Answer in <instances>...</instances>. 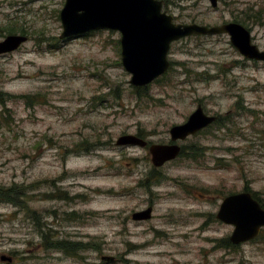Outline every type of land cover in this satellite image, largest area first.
Wrapping results in <instances>:
<instances>
[{
	"label": "rangeland",
	"instance_id": "rangeland-1",
	"mask_svg": "<svg viewBox=\"0 0 264 264\" xmlns=\"http://www.w3.org/2000/svg\"><path fill=\"white\" fill-rule=\"evenodd\" d=\"M162 1L178 23L243 24L264 9ZM64 4L0 0V41L28 36L0 54V256L13 257L0 264H264V227L230 244L234 225L217 218L233 193L251 191L264 207V61L228 34L191 35L172 43L166 74L138 87L120 31L60 38ZM251 31L264 49V18ZM199 104L220 121L155 166L149 146L172 143L171 127ZM125 134L149 145H117ZM149 206L151 218H132Z\"/></svg>",
	"mask_w": 264,
	"mask_h": 264
},
{
	"label": "water",
	"instance_id": "water-1",
	"mask_svg": "<svg viewBox=\"0 0 264 264\" xmlns=\"http://www.w3.org/2000/svg\"><path fill=\"white\" fill-rule=\"evenodd\" d=\"M216 7L218 0H209ZM65 39L76 34L100 29H114L121 33L122 63L131 72V84L145 87L166 74L171 62L168 53L171 44L191 35L228 34L238 51L250 60L264 61V49L254 42L252 31L237 21L218 25L178 23L174 15L163 9L162 0H66L60 12ZM28 40L24 34H9L0 41V54L19 48ZM216 115L207 114L199 106L182 124L170 129L173 141L184 139L216 120ZM117 145L146 147L148 141L136 134L118 138ZM177 143L151 144L149 151L155 166H163L175 159L180 152ZM153 207L134 212L135 220L152 217ZM217 218L234 225L230 240L234 244L255 239L264 227V207L251 191L227 195L223 198ZM1 260L12 261L13 257L1 255ZM114 260L113 256H105Z\"/></svg>",
	"mask_w": 264,
	"mask_h": 264
},
{
	"label": "trees",
	"instance_id": "trees-1",
	"mask_svg": "<svg viewBox=\"0 0 264 264\" xmlns=\"http://www.w3.org/2000/svg\"><path fill=\"white\" fill-rule=\"evenodd\" d=\"M249 17H251V16H249ZM263 18H264V9H259L258 10V12H256L253 16H252V20H251V22L249 21V20H242V22H243V24H246L250 29H252V27L254 26V25H257V24H259L260 22L262 23V20H263ZM250 19V18H249ZM8 30H10V33L11 32H14V33H16V32H19V30H18V28L16 29V27H11V28H8ZM22 33H24V32H22ZM23 97H31V96H23ZM30 105L32 104V102L31 101H27ZM228 241V240H227ZM61 242H64V241H61ZM65 243V242H64ZM228 243H232L230 240L228 241Z\"/></svg>",
	"mask_w": 264,
	"mask_h": 264
},
{
	"label": "flooded vegetation",
	"instance_id": "flooded-vegetation-1",
	"mask_svg": "<svg viewBox=\"0 0 264 264\" xmlns=\"http://www.w3.org/2000/svg\"><path fill=\"white\" fill-rule=\"evenodd\" d=\"M199 106H201L202 108H203V106L201 105V104H199L198 105V107ZM197 107V108H198ZM196 108V109H197ZM203 110L207 113V114H210V115H216V114H211V113H208L204 108H203ZM216 120L213 122V123H211V124H209L208 126H206V127H203V128H201V129H199L198 131H196L195 133H193L194 135L195 134H199L200 132H203V131H205V130H207V129H209V128H211L214 124H216V123H218L219 121H220V117L218 116V115H216ZM193 134H192V136H193ZM191 136V135H190ZM187 137H189V136H187ZM186 137V138H187ZM186 138H184L185 140H186ZM184 139H180V140H184ZM179 140V141H180ZM172 143H176V141H172ZM172 143H169V144H172ZM149 145V144H148ZM180 145V144H179ZM180 147H181V149H180V152H179V155L178 156H180V155H182L183 153H184V149H185V147H184V145H180ZM221 205V204H220ZM219 211V210H218ZM133 218V217H132ZM137 221H140V220H137ZM142 221H144V220H142Z\"/></svg>",
	"mask_w": 264,
	"mask_h": 264
}]
</instances>
